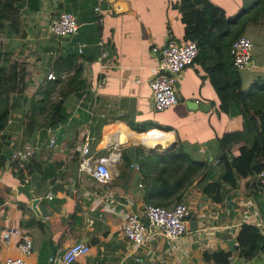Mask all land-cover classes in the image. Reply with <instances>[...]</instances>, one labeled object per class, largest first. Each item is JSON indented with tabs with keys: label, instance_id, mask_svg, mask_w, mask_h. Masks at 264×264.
Here are the masks:
<instances>
[{
	"label": "crops",
	"instance_id": "1",
	"mask_svg": "<svg viewBox=\"0 0 264 264\" xmlns=\"http://www.w3.org/2000/svg\"><path fill=\"white\" fill-rule=\"evenodd\" d=\"M207 1L209 13L222 10L233 16L251 0ZM177 3L21 0L16 20L0 24V52L29 65L25 100L16 102L8 118L0 152V264L20 255L17 244L23 235L31 242L26 264H264V196L255 179L257 169L264 168V151L257 150L255 165L241 177L234 155L238 146L245 155L248 141L236 137L240 115H230L214 86L229 76V52L210 47L198 53L177 76V102L162 110L150 106L149 80L158 62L151 47L168 39L186 41ZM63 11L73 14L78 25L71 37L49 31V18ZM242 34L253 44L249 66L236 69L241 88L254 95L249 102L255 94L264 96V20L249 23ZM78 45H83L80 54ZM101 48L106 55L99 59ZM70 53H76L78 72L75 66L59 76L52 109L36 115L40 120L30 128L29 97L41 79L50 80L46 74L53 61ZM100 63L105 65L101 70ZM99 80L95 93L90 86ZM55 117L57 123L49 125ZM86 134L92 137L94 156L112 154V176L105 182L78 171ZM147 135L152 139L142 140ZM27 142L35 146L33 155L11 159ZM177 149L184 155L178 175L183 184L191 182L175 201L189 209L185 232L174 240L155 236L133 251L120 229L122 216L147 203L155 168L177 159ZM190 160L205 163L201 177V167L183 170ZM227 168L230 181L224 178ZM169 174L168 169L162 177ZM242 224L256 227L262 236L260 249L247 261L237 255L235 242ZM229 238L232 251L225 242ZM73 243L88 250L63 263L62 254Z\"/></svg>",
	"mask_w": 264,
	"mask_h": 264
},
{
	"label": "trees",
	"instance_id": "2",
	"mask_svg": "<svg viewBox=\"0 0 264 264\" xmlns=\"http://www.w3.org/2000/svg\"><path fill=\"white\" fill-rule=\"evenodd\" d=\"M21 0H0V24L4 22H12L17 18L18 9ZM207 0H178L177 8L184 23L183 37L186 41H193L197 46L198 53L215 47L228 51L231 40L241 35L243 29L249 23H257L264 20V0H251L248 6L242 7L240 11L233 16H225L222 10L216 13H209L206 5ZM198 4L202 7L198 8ZM196 17L195 22L193 18ZM202 36L201 41H197L196 37ZM229 55V53H228ZM230 72L228 78L223 82L214 83L217 93L221 96L223 102L229 105L230 115L238 116L241 119V130L238 136H243L248 141L245 155H242V148L238 146L234 155L236 161V169L241 177H247L248 171L255 165L254 156L258 149L264 151V96L255 94L253 101L252 94L241 88V83L237 70L232 67L231 56L229 55ZM0 60L6 67H0V152L3 144L6 143L5 126L7 120L15 108L18 100H25V90L27 85V72L29 65L23 61H19L11 57L9 52H0ZM76 53L58 56L52 63L50 72L55 76V80L42 81L36 91L29 97L28 123L33 128L40 120L36 115L42 114L47 108L52 109L51 98L54 91L56 80L63 73L68 74L75 66L77 72L79 70L76 63ZM57 78V79H56ZM70 81V79H69ZM227 92V93H226ZM44 119V118H43ZM49 120V118H47ZM57 118L49 120V125L57 123ZM236 135V134H235ZM227 139L220 140L221 146L225 145ZM177 159L164 163L155 168V176L150 179V190L146 193V201L144 204H152L159 206H168L177 201L182 192L190 186L191 182L183 184L181 175L178 172L182 166L184 155L180 149L176 150ZM126 160V158H123ZM2 156L0 154V164ZM187 166L194 170L201 167L200 177L205 173L203 170L206 165L202 161H186ZM126 165L128 162L126 161ZM170 171V174L162 177L163 173ZM259 169V168H258ZM257 169V170H258ZM193 170V174H195ZM151 172L150 170H148ZM225 180L229 177V170L226 169ZM172 179H170V177ZM150 177V176H149ZM147 178V176H145ZM230 181V180H227ZM158 196H160L158 198ZM148 198L151 200L148 203ZM262 236L256 227L249 224H242L235 235V242L238 246L237 255L247 261L256 255L260 249Z\"/></svg>",
	"mask_w": 264,
	"mask_h": 264
},
{
	"label": "built area",
	"instance_id": "3",
	"mask_svg": "<svg viewBox=\"0 0 264 264\" xmlns=\"http://www.w3.org/2000/svg\"><path fill=\"white\" fill-rule=\"evenodd\" d=\"M95 9L97 10V8ZM48 27L53 35L62 37L74 34L78 25L73 14L63 11L49 18ZM252 45L251 39L243 34L231 40L228 52L235 69L241 70L249 66ZM82 46H77V53L82 52ZM150 50L158 58L156 72L149 80L150 106L153 110H162L177 102L175 87L177 76L185 67L194 62L198 50L193 41L178 43L172 39H168L160 47L152 46ZM105 55L106 53L101 48L99 59ZM104 67L105 65L100 63V70ZM46 78L54 80L55 76L52 72H48ZM101 84V80L96 81L94 86H90V90L96 93ZM84 97L85 94L82 92L80 100ZM91 139L92 137L87 134L81 139L78 171L87 172L97 182H105L112 176L108 167L112 154L94 156L89 149ZM53 143L52 139L48 141L49 145ZM34 151L35 146L31 142H27L20 149L13 151L10 157L11 159L25 160L33 155ZM255 175L258 191L264 196V168L258 169ZM50 197L51 195L47 194V198ZM188 217L189 209L182 202H175L168 206L144 204L139 210H131L123 214L120 229L134 251L155 236H161L168 240H174L181 236L185 232ZM17 248L20 255L15 258L7 257L4 264H26L24 257L31 250L30 238L23 235L17 244ZM87 250L85 244L73 243L64 250L61 260L63 263H69ZM49 260L51 261V259Z\"/></svg>",
	"mask_w": 264,
	"mask_h": 264
},
{
	"label": "water",
	"instance_id": "4",
	"mask_svg": "<svg viewBox=\"0 0 264 264\" xmlns=\"http://www.w3.org/2000/svg\"><path fill=\"white\" fill-rule=\"evenodd\" d=\"M71 36H73V34H71V35H65L64 37H71ZM169 146H170V144H169ZM168 146V147H169ZM167 148V147H166ZM165 149V148H164ZM35 203V200H33V202H32V204H34ZM226 245H227V248L230 250V251H232L233 250V241H232V239L231 238H229V239H227L226 241Z\"/></svg>",
	"mask_w": 264,
	"mask_h": 264
},
{
	"label": "bare ground",
	"instance_id": "5",
	"mask_svg": "<svg viewBox=\"0 0 264 264\" xmlns=\"http://www.w3.org/2000/svg\"><path fill=\"white\" fill-rule=\"evenodd\" d=\"M141 138H142V140L152 139L151 135H147V136H145V137H141ZM141 138H140V139H141Z\"/></svg>",
	"mask_w": 264,
	"mask_h": 264
},
{
	"label": "rangeland",
	"instance_id": "6",
	"mask_svg": "<svg viewBox=\"0 0 264 264\" xmlns=\"http://www.w3.org/2000/svg\"><path fill=\"white\" fill-rule=\"evenodd\" d=\"M1 66L3 67H5L6 65H5V63L3 62V61H1ZM8 121V120H7Z\"/></svg>",
	"mask_w": 264,
	"mask_h": 264
}]
</instances>
